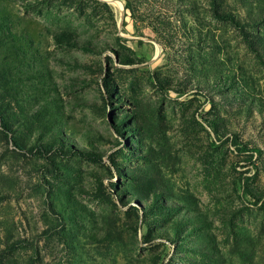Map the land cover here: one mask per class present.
Masks as SVG:
<instances>
[{"label": "rangeland", "instance_id": "obj_1", "mask_svg": "<svg viewBox=\"0 0 264 264\" xmlns=\"http://www.w3.org/2000/svg\"><path fill=\"white\" fill-rule=\"evenodd\" d=\"M0 264H264V0H0Z\"/></svg>", "mask_w": 264, "mask_h": 264}, {"label": "bare ground", "instance_id": "obj_2", "mask_svg": "<svg viewBox=\"0 0 264 264\" xmlns=\"http://www.w3.org/2000/svg\"><path fill=\"white\" fill-rule=\"evenodd\" d=\"M113 5L116 6V8H118V10L121 12L122 11V5L117 2V1H112Z\"/></svg>", "mask_w": 264, "mask_h": 264}]
</instances>
